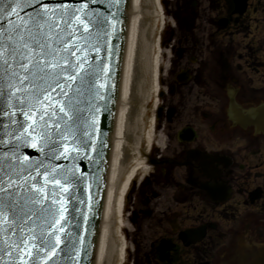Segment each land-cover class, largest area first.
Instances as JSON below:
<instances>
[{"label": "snow or ice", "instance_id": "1", "mask_svg": "<svg viewBox=\"0 0 264 264\" xmlns=\"http://www.w3.org/2000/svg\"><path fill=\"white\" fill-rule=\"evenodd\" d=\"M121 2L0 0V264H79L86 251L74 229L90 205L73 162L102 158L97 118L115 88ZM34 136L45 159L24 163Z\"/></svg>", "mask_w": 264, "mask_h": 264}, {"label": "flooded vegetation", "instance_id": "2", "mask_svg": "<svg viewBox=\"0 0 264 264\" xmlns=\"http://www.w3.org/2000/svg\"><path fill=\"white\" fill-rule=\"evenodd\" d=\"M183 3L174 79L162 96L158 128L176 146L158 149L154 178L143 191L156 190L154 197L172 191L174 202L147 258L153 264H264V0H246L243 12L234 0ZM180 72L189 84L176 80ZM192 95L205 106L195 105L198 116L184 119ZM233 98L249 118L246 125L234 114ZM186 128L192 133L182 139ZM198 209L218 221L196 218L187 225ZM145 215H152L149 208ZM204 225V239L186 243L182 233Z\"/></svg>", "mask_w": 264, "mask_h": 264}, {"label": "bare ground", "instance_id": "3", "mask_svg": "<svg viewBox=\"0 0 264 264\" xmlns=\"http://www.w3.org/2000/svg\"><path fill=\"white\" fill-rule=\"evenodd\" d=\"M127 7L104 197L92 264L126 263L128 244L124 237L126 228L122 208L126 206V196L133 182L138 176L144 178L148 174L144 146L146 149L155 147L154 109L160 101L158 93L161 91L163 56L160 32L166 18L162 0H128Z\"/></svg>", "mask_w": 264, "mask_h": 264}, {"label": "rangeland", "instance_id": "4", "mask_svg": "<svg viewBox=\"0 0 264 264\" xmlns=\"http://www.w3.org/2000/svg\"><path fill=\"white\" fill-rule=\"evenodd\" d=\"M204 1L205 3L203 4V7L205 4L207 6V0ZM183 2L184 0H162L166 24L160 32V46L163 52L161 61L160 86L164 91H167V88L170 86L169 82L174 79L173 74L170 72V68L173 59L178 57V40L180 39L179 26L182 25L184 18ZM163 99L164 97H159L160 105H162ZM203 101V98H197L195 95L188 96L186 99L187 105L183 113V118H189L191 117V114H193V117L196 118L198 115L196 114L195 105H199V111H201L205 106ZM151 108H154L153 105ZM156 112L157 108L154 109L156 125L154 126L153 131V143L155 144V147L153 149H146V146H144L143 148L144 157L147 164L148 161L146 154L151 157H155L159 153L158 149H165L168 147L170 150H172L176 146L173 141L168 140L166 131L164 133L158 129L161 120L156 118ZM176 123L177 120L175 123L173 122V126ZM167 129H169V127H167ZM155 169L156 167L149 165L147 170L148 174L144 178H142V175L138 176L131 185V188L127 194L129 200L126 202L125 208H123V212L125 214L124 227L126 228L124 237L128 244V254L125 264H153L150 262L151 260L147 258L150 245L161 232L162 223H160V220H162L166 215L165 211L168 209V206L174 202L171 198L172 191L163 192L162 195L158 197H154L156 190L148 193L147 195H143V191L145 189L144 184L148 183L154 178ZM148 208L152 212V215H145V210ZM189 214L191 218L186 220L187 225L194 223L196 218L206 219V217H209L210 220L218 221V216L211 211L198 209L191 211ZM199 214H201L203 217H200L201 215ZM229 217L230 216H225L227 219Z\"/></svg>", "mask_w": 264, "mask_h": 264}, {"label": "water", "instance_id": "5", "mask_svg": "<svg viewBox=\"0 0 264 264\" xmlns=\"http://www.w3.org/2000/svg\"><path fill=\"white\" fill-rule=\"evenodd\" d=\"M245 0H235L237 10L241 9L243 6V2ZM127 3L128 0H122L120 5V20L121 24L118 27L121 31L118 33L117 37L111 42L113 45L117 47L118 56L115 58L113 63L114 68V79L110 83L115 84V88L112 89L110 102L107 105V110H102L101 114L97 118V127L98 131V140H103L104 145L102 147V158L96 157L94 153H89L95 159V163L92 159H85L80 158L74 161L73 163L78 167L77 175L83 174V183L80 186L79 195L81 199H84L90 205L89 208H85V212L89 217L88 223L83 224V220L81 219V223L83 224V228H86L87 231L84 232L83 228H75L74 231L77 236H84L86 237L85 246L86 251L81 253L82 259H80L79 264H92V251L94 248L95 237H96V228L98 225V214H100V209L102 205V194H103V182L105 178V158L107 160V153H108V144H109V137H110V130H111V122L113 117V109L115 107V95L117 92L118 87V78H119V67H120V52L122 47V39L124 35V28H125V19L127 14ZM94 7H99L101 11H106V8L103 4H96L93 5ZM95 55V53H93ZM177 79L180 83L186 84L189 82V77L185 76L184 74H180L177 76ZM190 129H186L181 133V138H185L189 136ZM40 141L39 138L34 136L31 142L22 149L23 155L21 156V160L24 163H31L36 162L39 163L41 160H44L45 157L43 152L40 150L39 147ZM86 154L81 151L80 156L84 157ZM65 163L67 161H57V163ZM151 164H158V161L155 159H150ZM99 175L101 178L99 181L95 179V177ZM89 186H91L89 188ZM89 191L91 195L95 197V199L89 200ZM69 207L73 209L72 216L75 217L77 214L75 212V205L69 204ZM206 225L186 230L182 233V236L186 240V243H197L204 239L206 236ZM195 234V235H194ZM168 246L167 242L162 243L161 251H164V248ZM92 250V251H91Z\"/></svg>", "mask_w": 264, "mask_h": 264}]
</instances>
